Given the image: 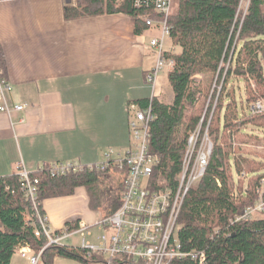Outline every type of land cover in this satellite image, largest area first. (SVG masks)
I'll return each mask as SVG.
<instances>
[{"label": "trees", "instance_id": "trees-1", "mask_svg": "<svg viewBox=\"0 0 264 264\" xmlns=\"http://www.w3.org/2000/svg\"><path fill=\"white\" fill-rule=\"evenodd\" d=\"M239 1L173 0L168 24L170 40L179 50L165 53L174 61L167 71L172 100L153 94L132 101L138 108L152 107L148 149L159 157L148 178L147 186L152 191L177 186L189 135L205 124L206 112L214 108L217 113L208 129L212 149L205 173L189 188L176 227L182 248L204 251L205 259H176L173 264H264V213L246 221H232L235 214L256 201L264 172L245 156V175L238 177L239 164L232 163L228 146L222 143L227 144L232 135L242 136L245 126L264 130V111L249 112L240 120V114L232 117L230 110L237 101L230 97L227 85L235 78L245 82L246 103L264 100V0H249L242 18L237 15ZM113 13L128 15L137 34L148 29L145 18L150 10L136 6L135 0H73L63 9L65 19ZM0 69L6 76L1 46ZM49 164L31 171L39 179L42 214L43 200L70 195L80 186L87 192L91 209L104 206L105 215H109L118 208L124 173L115 166L90 168L82 164L77 171L53 177L47 172ZM112 173L119 177L115 190L109 184L100 188L103 180L113 179ZM30 209L31 202L23 194L17 172L0 175V264H10L19 245L27 244L37 254L47 244V237L43 233L35 236L33 224L26 221ZM79 221L68 220L55 233L76 228ZM85 253L78 245L52 244L43 249L40 259L43 264H53L55 256H64L95 264L94 254L90 259Z\"/></svg>", "mask_w": 264, "mask_h": 264}, {"label": "crops", "instance_id": "crops-1", "mask_svg": "<svg viewBox=\"0 0 264 264\" xmlns=\"http://www.w3.org/2000/svg\"><path fill=\"white\" fill-rule=\"evenodd\" d=\"M69 1L73 3L0 0L9 99L26 104L11 116L0 112V175L16 171L19 162L30 171L55 161L95 164L94 147L103 151L127 146L134 118L129 106L145 98L138 82L152 66H145L146 46L148 36L158 30L137 34L123 13L65 19ZM80 189L85 198H68ZM64 198L82 200L84 212H63L59 204ZM41 206L53 231L68 220H96L82 186L70 195L45 199ZM96 210L101 217L102 211Z\"/></svg>", "mask_w": 264, "mask_h": 264}, {"label": "built area", "instance_id": "built-area-1", "mask_svg": "<svg viewBox=\"0 0 264 264\" xmlns=\"http://www.w3.org/2000/svg\"><path fill=\"white\" fill-rule=\"evenodd\" d=\"M173 0H135V5L149 8L150 15L145 18L148 28H156L158 35L149 39V46L154 49V62L146 74V81L154 83L160 72L172 68L174 61L165 53H174L173 46L165 48V40L170 39L168 17ZM151 14H156L152 17ZM11 83L0 69V112L11 116L26 108L24 103H12L9 99ZM152 97V96H151ZM150 97V98H151ZM134 118L129 121L132 146L125 154L108 148L99 163L88 164V167L101 168L115 166L123 172L120 204L111 214H102L95 223L104 229V233L96 237L97 242L89 240L92 236L91 227L81 220L73 229L64 228L55 233L45 214L40 211L38 198V177L31 174L22 162L16 166L21 189L24 196L31 202V209L26 214V221L34 226V235L44 234L47 244L37 254H33L27 244L17 247L18 253L26 257L30 264H37L43 249L52 244H65L64 239L78 234L81 237L79 247L86 250V257L92 258L95 264H173L176 259L190 258L204 261L205 252L186 251L176 234L177 220L183 200L189 188L200 181L205 173L212 143L207 134H202L200 126L189 135L177 186L162 191H152L148 178L153 167L159 162L156 154L148 149V123L153 118L151 104L138 108L131 104ZM264 111V100L257 99L250 106V113ZM82 164L77 161L51 162L48 165L50 176H60L77 171ZM241 172L238 177L244 176ZM253 213H264V178L257 187V199L242 213L235 214L232 221H246ZM97 257V258H95Z\"/></svg>", "mask_w": 264, "mask_h": 264}, {"label": "rangeland", "instance_id": "rangeland-1", "mask_svg": "<svg viewBox=\"0 0 264 264\" xmlns=\"http://www.w3.org/2000/svg\"><path fill=\"white\" fill-rule=\"evenodd\" d=\"M249 0H240L239 1V5L237 8V15L239 17H243L246 9H247V5H248ZM158 33H154L152 34V36L157 35ZM152 36H148V42L149 39ZM149 45V44H148ZM146 46V50H147V57L145 59V66L149 67L151 65H153L154 59H153V52L154 49H151L150 46ZM165 48H169L171 46L174 47L175 52L178 51V47L174 46L171 42V40L169 38H167L165 40V44H164ZM220 86V85H219ZM138 87L139 89V94H141L142 97H151L153 94L154 95H161L164 100L166 101H170L172 99V90H171V86L168 82L167 79V70H164L162 72H160L157 76V79L154 83V86L152 85V83H149L145 80H143V77L139 78V82H138ZM227 87L229 88V92H230V97L233 99H236L237 101V105H233L231 107H233L232 110V117H236L237 114H240V116L244 119L246 118L250 112V106L251 103H246L244 101L245 99V94H246V87H245V82L243 80H238V79H234L233 81H231ZM219 89V87H218ZM219 92V90H218ZM227 101V100H226ZM224 101V102H226ZM128 105H126L127 107ZM128 108V107H127ZM222 113V112H221ZM216 112L214 113V108H212L210 111L206 112V116H205V124L201 125V132L202 134H207L208 135V129H209V125H211V123L213 124V122L215 121V117H216ZM239 116V115H238ZM133 117H134V112H133ZM244 134L242 136L238 135H232L229 139H227V144L222 142L223 145H227L228 149L231 153L232 156V163H238L239 166H237V169L240 170L241 172L245 171V166H244V161L243 158L245 156L248 157V159H251L254 162V165L257 166L260 170V172H264V130H260L257 127H252V126H245L244 127ZM129 129V127H128ZM209 138V136H208ZM127 146L126 147H121V148H117L114 146H111L114 150H118L121 152V154H125L126 150L129 149L130 146H132V138H131V134H130V129L129 132L127 134ZM126 139V140H127ZM210 140V139H209ZM212 143V142H211ZM109 147H106L103 151H106ZM94 150H96V155L98 156L97 159L99 160L98 163L103 160V151H100V149L95 148ZM76 161H78V163L83 164L84 162L80 161L79 159H77ZM91 164V163H89ZM27 169V168H26ZM235 169V168H234ZM28 170V169H27ZM30 171V170H28ZM239 172V171H238ZM233 175H236V172L233 171ZM112 178L114 179H110V178H106L105 180H103L100 183V188H107V185L109 184V187L112 188L113 190H115V185L116 182L118 180V176L117 173H112ZM237 177V175H236ZM245 179V178H244ZM243 179V180H244ZM84 191L82 192V189L77 190L75 192V194L71 197H68L69 199H71L72 197L74 198H79L80 199V194L85 198L84 196ZM68 198H64V200H62L60 202V206L62 207L63 212L69 213L70 212H77V213H83L84 212V206L82 205V200H69ZM71 203H70V202ZM84 202V200H83ZM105 207H99L98 209H100L102 211L103 214H106L107 212H105ZM95 212V217L96 220L94 221L93 226L91 227V232H92V236L88 237L89 240L93 241L94 243L97 242L96 237L102 233H104V229L99 226V225H95V222H97L101 217H100V213L98 210H93ZM107 211V210H106ZM261 214L259 213H253L252 216L253 217H259ZM86 223L88 221H85ZM88 224H90L88 222ZM81 242V237L78 234H75L73 237H69L67 239L63 240V243L65 244H74V245H78ZM10 264H30L29 260L26 257H22L19 253H18V249H16V252L13 254L12 258H11V262ZM37 264H43V261L40 259L39 257V261ZM53 264H91L89 262H85L83 260L80 259H75V258H69V257H64V256H55L53 259Z\"/></svg>", "mask_w": 264, "mask_h": 264}]
</instances>
